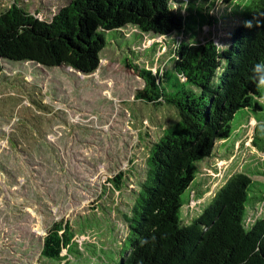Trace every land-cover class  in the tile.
<instances>
[{
  "label": "rangeland",
  "instance_id": "obj_1",
  "mask_svg": "<svg viewBox=\"0 0 264 264\" xmlns=\"http://www.w3.org/2000/svg\"><path fill=\"white\" fill-rule=\"evenodd\" d=\"M69 1L0 0V13L15 4L49 21ZM189 1L172 0L171 8L181 11ZM211 1L198 2L196 8L205 22L189 35L162 39L141 35L132 27L103 32L106 45L98 69L90 76L65 68L2 63L0 264H116L121 260L128 237L124 217L130 215L137 185L145 177L148 151L178 120L172 108L141 100L144 83L129 67L169 71L177 40L227 44L240 24L238 14L230 10L238 7L240 12L247 0ZM213 17L217 24H208ZM251 114L254 119L238 112L231 137L216 142L212 156L195 164V179L181 196L183 226L200 215L234 174L251 178L252 199L263 195L264 108ZM119 173L123 177L117 191L112 179ZM262 217L264 199L250 201L245 228ZM65 223L72 249L68 254L63 250L64 259L54 263L41 256L43 239Z\"/></svg>",
  "mask_w": 264,
  "mask_h": 264
},
{
  "label": "trees",
  "instance_id": "obj_2",
  "mask_svg": "<svg viewBox=\"0 0 264 264\" xmlns=\"http://www.w3.org/2000/svg\"><path fill=\"white\" fill-rule=\"evenodd\" d=\"M171 1L70 0L49 21L11 5L0 13V74L8 61L90 76L106 45L103 32L132 27L164 39L194 33L205 22L196 8L200 0H190L181 11H173ZM240 9L230 10L240 24L224 46L177 40L169 71L127 66L144 83L141 100L172 108L178 120L148 151L145 177L124 217L128 245L116 264H264V217L244 226L249 202L263 200L264 192L252 199L255 187L246 174L230 176L191 224L183 226L180 219L181 196L195 179V164L212 156L216 142L231 137L238 112L253 118L252 112L264 108V92L251 79L252 66L264 62V0H247ZM120 177L112 179L117 191ZM67 228L65 223L48 232L42 257L64 259L61 252L72 249Z\"/></svg>",
  "mask_w": 264,
  "mask_h": 264
},
{
  "label": "clouds",
  "instance_id": "obj_3",
  "mask_svg": "<svg viewBox=\"0 0 264 264\" xmlns=\"http://www.w3.org/2000/svg\"><path fill=\"white\" fill-rule=\"evenodd\" d=\"M251 79L257 88H264V62H256L251 68Z\"/></svg>",
  "mask_w": 264,
  "mask_h": 264
},
{
  "label": "crops",
  "instance_id": "obj_4",
  "mask_svg": "<svg viewBox=\"0 0 264 264\" xmlns=\"http://www.w3.org/2000/svg\"><path fill=\"white\" fill-rule=\"evenodd\" d=\"M255 122V121H254Z\"/></svg>",
  "mask_w": 264,
  "mask_h": 264
}]
</instances>
